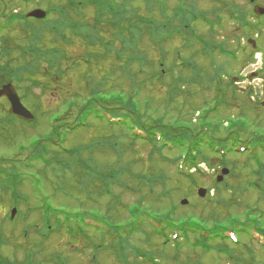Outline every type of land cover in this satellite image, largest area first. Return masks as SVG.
<instances>
[{
  "label": "trees",
  "instance_id": "16d2710c",
  "mask_svg": "<svg viewBox=\"0 0 264 264\" xmlns=\"http://www.w3.org/2000/svg\"><path fill=\"white\" fill-rule=\"evenodd\" d=\"M168 1L173 4L170 5ZM200 1L205 0H142L141 6L138 0H59V5L47 9L45 21L31 22L33 20L29 21L26 15L20 14H10L5 19L7 22L3 19L8 27L1 26L0 43L5 38V33L11 32L18 23V26L23 25L21 32L25 34L23 39L27 44H22L24 46L19 48L5 45L0 50V61L9 58L4 65H0V81L13 83L17 89L25 88L27 83L32 85L40 83L38 77H42L46 81L44 91H56L58 95L62 93L68 96L59 109L50 113L42 112L40 103L34 109L30 103H25L36 116L32 123L14 118L9 114L8 108L2 109L5 116L0 121V205L6 201L10 208L17 209L14 220L11 219L10 212L5 216L7 221L15 222V227L19 228V222L22 220L29 221L24 238L28 235L30 238L47 240L54 236L53 234L59 233L69 239V244L75 247L80 243L90 245L94 250V257L99 251L107 253L112 251L117 255L120 264H138L139 258H143L145 262L155 260L154 254H145L135 249L131 243L132 236L143 234L145 227L152 230L145 235L147 240L151 239V234H156L161 239L164 249L168 248L170 243H173V248H181L178 241L182 238L189 240L191 234L199 235L197 244L208 245L210 242L224 240L223 235L230 228H239L240 232L245 233L252 225L253 229L264 236V222L260 220L264 219V211L259 209L260 204L264 202V168L261 165H258L259 171L255 172L246 184L231 188L227 179L220 185L215 182L216 198L209 199L211 202L208 205L209 209L205 205L198 209L196 205L190 204L191 210L185 211L184 208L173 206L168 201L172 196L171 190L163 189L159 194L154 193L156 185L165 186L168 180L161 169L155 168L156 163L152 155L156 150L160 153L162 162L166 160L165 153H172V149L180 150L181 154L174 162L181 161L184 167L176 169L177 176L197 184V177L205 175L199 169V163L205 162L213 168L214 161H219L220 164L226 161L238 143L235 135L240 138V133L230 136V132L235 128L242 131L247 128L245 121H237L242 124L232 122V125L225 128L229 135L222 137L219 135L222 122L214 125L212 121L207 120L211 116V111H206L207 116L203 115L199 120L200 124L197 125L179 119L178 117L182 118L181 111L177 112V117L168 120L171 114L160 116L159 109L153 107L155 99L144 94L145 84L139 82L137 75L133 74V69H127L136 65L139 77L145 78L146 73L151 71L155 76L147 86L154 88L162 82L163 89L171 86L165 83L167 77L165 73H169L170 81H175L174 71L178 70L179 75L177 82L175 81L179 89L177 92L181 90V93H187L189 96L186 98L191 100L196 98L194 88L200 87L198 85H202L204 79L209 78L205 82L208 87L220 85L222 75L215 72V78L212 73H207L206 69L196 64L197 58L199 57L201 61L209 57L215 58L217 54L232 59L239 57L236 52L225 47L226 43L218 44L212 41L211 37L216 36L215 28H221L222 18L219 16L212 18L209 14L199 11L197 4ZM207 2L211 5L220 3L219 0ZM224 5L229 9L230 20L246 31V37H252L247 35V31L258 36L260 31H263V21L257 23L249 21L247 10L237 6L235 0ZM230 5L234 6L230 8ZM89 10L94 13L92 23L86 20ZM217 11L214 13L218 14ZM197 23L205 26L207 29L205 34H197L195 27ZM49 36L52 39L50 44H47L44 41L46 38V41H49ZM176 39L183 44L180 48L182 53L194 45L200 48L193 52V59L196 56L194 60L187 61L178 55L177 58L183 59L184 66L178 68L175 64L165 71L162 64L164 55L163 51H160L162 54L158 62L152 64L148 62L147 52L162 50L166 44ZM73 51L80 52L78 59H68V53ZM17 52L19 53L16 54ZM258 52L263 55L264 69V50ZM14 54L15 59L11 57ZM255 54L253 51L251 56ZM108 57L110 61H106ZM66 59L72 62L70 71L63 68L62 61ZM16 60L22 62L15 66L13 63ZM79 60L81 62L77 65ZM123 61L126 62V66L122 65ZM82 63L88 67L87 72L82 70L81 73ZM89 65H94L96 71L90 70ZM55 69L56 73L52 76ZM64 72H67V78L70 72L83 75L79 79H67L63 77ZM185 72L192 74L190 79L184 77ZM262 76L264 77V74ZM67 82L68 89H61L59 92V84L63 88ZM126 84L130 86L128 90L124 87ZM17 91L20 94L18 89ZM171 91L168 92L170 101L178 97L175 88L172 87ZM82 94L85 95L82 97ZM27 95L29 97V94ZM20 96L23 99V96ZM216 102L223 104L219 99ZM6 106L8 107L7 103ZM41 121H46V128L42 131L39 130L42 127ZM15 124L21 126V131L15 130L18 128ZM91 130H97L92 136L94 138L82 145L71 139L80 131ZM16 138L20 140L16 141ZM249 143L254 150L264 152V135L252 134ZM138 144L151 146L148 161L143 160L145 163L140 169L135 167L136 158L128 160L129 154L136 153L135 146H139ZM10 151L9 155L2 154ZM206 151L211 153L212 157L208 156ZM221 151L226 153L221 154ZM248 158V161L254 164L259 161L257 155H249ZM227 163L228 160L222 166H226ZM192 168L196 169L195 173H191ZM48 169L59 174V194L67 196L66 189L72 190L73 194L69 195L78 197L80 210L57 207L52 200L55 199L53 196L46 197L42 193L41 186L43 187L45 183ZM157 172L160 174L156 175ZM231 176L232 173L229 174V177ZM46 183L51 184L53 189L51 181L47 180ZM25 185L29 189L27 193L23 192ZM142 187L153 193L149 199L138 196ZM118 188L121 191L120 196L116 195L114 190ZM228 189L231 191L233 201L226 203L222 200L221 193H227ZM77 190L86 201L79 197ZM249 192L259 195L252 206L236 203L239 202L236 197L238 194L242 196ZM127 193L137 195L138 198L136 203L127 206L128 216L119 218L120 207H123ZM99 202H105L104 215L92 211L93 206L98 207L96 205H99ZM112 204L116 205L112 207ZM220 206L231 211H241L242 213H238L242 216L223 217L230 221L228 228L224 220L216 218L215 214H219L217 208ZM107 207L113 214L109 212L110 210L107 211ZM42 209L43 223L31 224L30 214ZM196 215L197 219L194 218ZM20 216L22 218L17 224ZM113 216H116L115 219ZM207 219L214 220L211 226H208ZM97 233L100 234L98 237L95 236ZM93 239H98L97 244ZM9 244L5 228L0 225V252ZM105 245L112 247L104 248ZM20 247L16 245V252L20 251ZM79 250L83 253L82 249ZM24 253L26 258L24 264H36L34 262L39 254L37 249L27 248ZM132 254L136 258L130 262L129 257ZM162 255L167 257L164 252ZM233 259L235 261L237 257L234 256ZM0 264L22 262L17 259L9 260L0 254Z\"/></svg>",
  "mask_w": 264,
  "mask_h": 264
},
{
  "label": "rangeland",
  "instance_id": "374dc122",
  "mask_svg": "<svg viewBox=\"0 0 264 264\" xmlns=\"http://www.w3.org/2000/svg\"><path fill=\"white\" fill-rule=\"evenodd\" d=\"M6 2L7 7H9V14H20V16L26 15L28 12L32 11L33 9L39 8L43 11L47 10L49 7H52L54 5H59V0H33V2H30L29 4H22L19 0H2ZM200 1L197 4V9L199 11L204 12V14H209L212 18H215L216 16L223 15L224 18V25L219 30L217 35L215 37H211L212 41L215 43H226L225 47L229 48L230 50H233L236 52V55H238V59H232L229 56L222 55L220 56L217 54L215 58H207L205 60H201L197 58L196 64L203 68L204 70H207V73H212L213 77L216 78L215 72H219L221 77V83L220 85H216L214 87L207 85L205 83L209 80V78L204 79L205 77H202L204 79V82L202 85H198L200 87H195L194 92L196 93V98L188 99L186 98L189 96L187 93H181V90L177 92L179 89L177 88V85L175 84L177 82V78L179 75V71H174V80L176 81H170V75L169 73L166 74V81L165 83L171 84V86H167L165 89H163L164 84L162 82L161 85L155 86L154 88L148 87L147 85L150 84V80H152V77L155 76L154 73L151 71L146 70L147 78L145 77H139L138 70L136 69V65L133 66V68H127V69H133V74L137 75V78L139 79V82L145 84L143 85L145 95L152 96L155 100H153L155 103L153 104V107H157L160 112V116L163 114H171L169 115L168 120H172L173 117H177V112L181 111L182 118L178 117L179 119H182L186 122L191 121L193 125H197L200 120V116L204 115V110H207L210 112L211 116L208 117V121H212V123L220 124L222 122V126H220V133L219 135L222 137H226L229 135L226 133L225 128L232 125L231 123H238L237 121H245L246 129L244 131L236 129L233 132H230V136H233L234 134L241 133V136L243 139L252 138V134H261L264 135V77L262 74H264V69L262 68V61H263V55L261 53L255 54V56H251L252 52L254 51L252 48L249 47L247 43L246 37V31L241 26H238L237 23L230 20V12L229 9L224 5L225 3H230L231 0H219L220 3H214L213 5L210 4V2ZM58 2V3H57ZM65 2V1H64ZM139 4L143 6L142 0H138ZM57 3V4H55ZM170 5L173 4V2H169ZM235 3L237 6L241 7L243 10H247L246 13L251 14L253 13V10L256 6L262 5L264 6V2L261 0H235ZM63 4V3H62ZM234 5H230V8ZM5 8V7H4ZM143 8V7H142ZM3 7H0V10H2ZM6 9V8H5ZM8 9V8H7ZM144 10V8H143ZM213 10H218V14L214 13ZM145 13V11L143 12ZM171 14V12H170ZM217 14V15H216ZM94 13L90 10L87 12V22H93ZM222 18V19H223ZM251 18V16H250ZM53 19V15L50 16V20ZM19 20V19H18ZM253 23H256V19L252 21ZM3 21L0 19V27L3 25ZM264 24V20H263ZM16 27H14L11 32L5 33V38L0 43V50L5 47V45L10 47H20L24 46L22 44H27L26 40H24L25 34L21 32V29L23 28V25H19L16 23ZM196 31L197 34H205L207 32V29L202 23L196 24ZM245 32V33H244ZM247 35H251L252 37L249 39H252L256 42V47L264 50V25H263V31H260L259 37H257V34H253V32H248ZM258 39H256V38ZM47 39V38H46ZM45 41L47 44H50L51 36H49V41ZM181 47H183V44L179 40L171 41L168 44H166L165 48H162V50H157L156 52H147V55L149 56L148 62L150 64L155 63L159 61L162 52L164 55V62L163 68L165 71H168L169 68L176 66L178 68H181L184 66V60L191 61L193 59V52L196 50H199L198 46L194 45L190 50H183V53L181 51ZM17 52L16 54H18ZM79 53V54H78ZM11 56L13 59H15V55ZM4 57H7L4 53H2ZM68 59H78L80 57L79 51H73L72 53H68ZM177 55L182 57L183 59L177 58ZM251 56V57H250ZM75 57V58H74ZM113 57V56H112ZM196 56H194L195 59ZM253 57V58H252ZM111 58V57H110ZM203 59V57H200ZM0 61V65H4L6 60ZM68 59L62 61L63 68L71 70L72 62L68 61ZM193 59V60H194ZM109 57L106 61H110ZM113 60L115 61L114 57ZM22 62V60H16L13 65H19ZM81 61H78V64ZM95 62H93L94 64ZM85 65V66H84ZM123 66H126V62L123 61ZM91 66V65H89ZM247 66H252V72H256L258 74L257 78L254 80H251L249 76L241 79L238 83H234L231 78L232 77H241L243 75V71ZM88 67H86V64L82 63L81 66V73L82 70L87 72ZM90 70L92 69L93 72L96 71V67L93 65ZM147 69H149L147 67ZM67 71V72H68ZM67 72L63 74V77L67 78ZM89 72V71H88ZM56 73V69L53 70V75ZM77 74L74 72H70L68 78H74L79 79L83 74ZM160 73H162L160 71ZM164 73V72H163ZM164 74V76H165ZM51 76V77H52ZM192 74L189 72H185L184 77L185 78H191ZM196 76V74H195ZM54 78V77H53ZM51 78V79H53ZM67 78V79H68ZM145 78V79H144ZM40 80V83H35L32 85L31 83H27L25 88H17L20 91V95L23 96V99L25 100L24 103H30L31 106H33V109L35 106H37L38 103H40V106H42V112L47 111L46 113H50L54 111L55 109H59L61 104L68 98V96H64L62 93L57 94L56 91H44V86L46 85V81L42 77H38ZM172 80V77H171ZM217 80V79H216ZM218 82V80H217ZM10 84L9 82H2L0 81V88L4 85ZM13 84V83H11ZM14 85V84H13ZM166 85V84H165ZM181 85H183L181 83ZM141 84L139 85V87ZM175 86V87H174ZM258 86L261 89L262 97L257 99L255 96V88ZM24 87V86H23ZM69 82L66 83L63 88H61V84H59V92L61 89H68ZM126 90L129 89V85L124 86ZM175 88V92L178 94V97H175L172 101L171 98L168 97V92L171 91V88ZM208 87V88H207ZM146 89V90H145ZM238 89V90H237ZM243 89V90H242ZM86 90H84L85 92ZM147 91V92H146ZM26 92V93H25ZM174 92V91H171ZM88 91L85 93L87 94ZM29 94V97L28 95ZM85 94H82L83 97ZM72 96V95H71ZM219 99L223 102L217 103L216 100ZM208 104L211 105V107H208ZM3 108H8L6 106L5 99H0V121L4 119V113L2 111ZM204 108L202 111L199 112L200 109ZM37 111L38 109L35 108ZM173 111H175L173 113ZM200 113V115H199ZM207 113H205L204 116ZM41 111L38 112V116L40 117ZM229 118V122L228 119ZM46 122V121H45ZM44 121H41V128H39L40 131L44 130L46 128V123ZM233 123V124H234ZM200 124V123H199ZM1 125V124H0ZM199 126V125H198ZM4 127H8L7 125H4ZM4 127H1L4 129ZM16 131H21L20 125L15 124ZM238 127V125H237ZM9 128V127H8ZM26 129V128H25ZM200 130V129H198ZM110 132L109 130H107ZM106 131V132H107ZM115 131V130H114ZM28 132H31V129L28 130ZM97 130L93 131H80L78 135H74L71 139L74 140V142L79 143L82 145L85 141H89ZM118 132V131H116ZM244 132V133H243ZM243 133V134H242ZM218 135V136H219ZM78 136V137H76ZM20 140V138H16V141ZM139 145V144H138ZM245 145V144H242ZM246 146V145H245ZM249 146V145H247ZM250 147V146H249ZM136 153L135 154H129L128 160L137 159L135 167L140 169L144 165V161H148L150 149L151 146H135ZM253 149L252 147H250ZM11 153H5L2 154L9 155ZM208 153V152H206ZM259 153L260 157L263 158V162L261 163V167L264 168V154L261 152ZM179 153H165L163 162L160 159V153L156 150V153L152 155V159L156 163L155 168L161 169L162 173L168 177V180L166 182L165 186H155L154 193L159 194L163 189H169L172 191V196L168 199L170 203L173 204V206H179L184 208L185 211H190L192 204L197 206L198 209L203 207L205 205L206 208L209 209V199H215V182L216 178L221 176V172L224 169H228L230 173H232L233 176L231 177H225L227 179V183L230 185V187H236L239 184H246L248 180H251L252 175L255 174V172L259 171L260 167H256L252 162L248 161V154H238L235 155L234 153L230 155L226 161L228 160V163L225 167H223V163L226 161H223L221 164L219 161H214L213 168H210L209 165L205 162L199 163V168L204 172L203 176L197 177V184L196 182H190L188 180L180 179L177 176V165L174 162V157H176ZM1 155V152H0ZM208 156H212L208 153ZM8 157V156H7ZM210 163V162H209ZM222 166V167H221ZM51 168V167H48ZM188 168V166H187ZM195 168H192V172H194ZM196 172V170H195ZM160 174V172H157L156 175ZM45 183L43 184L42 193L46 197L53 196L55 199H52L54 204L57 205V207H64L67 209L72 210H80V204L77 202L79 201L77 196H71L69 194H73L72 190L66 189L65 194L67 196H63L62 193L59 194V174H55L54 171H51V169H48V174H45ZM224 179V182H225ZM49 180L52 182L51 184H47L46 181ZM133 183V182H132ZM217 183V182H216ZM196 184V185H195ZM218 184V183H217ZM41 185V184H40ZM195 185V186H194ZM220 185V184H218ZM27 185L24 186L23 192H28L29 189H27ZM68 188L67 186H65ZM200 189H205L206 193L203 198L199 196ZM116 195L120 196V189H114ZM79 197L82 200H85L81 193L77 190ZM152 192V191H151ZM222 194V200L229 202L230 200L233 201L231 196L230 189L227 190V193L223 192ZM153 193H150L149 191L145 190L144 187L141 188V191L139 192L138 196H141V198L144 196L146 199H149ZM58 196V197H56ZM125 202L123 204V207H120V214L119 218L123 216H128L127 214V206L130 204H134L137 201V195H132L130 193H127ZM239 199V202H236L237 204L243 205H249L252 206V203H255L257 200V197L259 198V195L253 194V193H246V195L240 196L238 194L236 196ZM97 200V199H96ZM99 200V199H98ZM184 200L188 201V204H184ZM221 200V199H220ZM86 201V200H85ZM101 202V201H100ZM99 202V203H100ZM248 202V203H247ZM251 202V203H250ZM4 204L0 205V225H2L5 228L7 238L10 241V244L8 247H4L1 249L0 254L3 257H6L9 260H15L17 259L19 262H22V264L25 263V253L24 250L27 248H34L37 249L39 254L37 255L35 262L36 264H59L58 261H52L51 258H56L59 256L66 257V261L68 264H120L117 260V255L114 254L112 251H109V253L104 252H97V256H93V249L88 246L87 244H78L75 247L74 245L69 244L70 240L65 238L63 234L57 233L54 236L46 239H40L38 237L30 238L27 235V238H24V231L27 228V224L29 221L22 220L19 222V220L22 218L20 216L17 220L20 223L19 228L15 227V222L11 223L9 220L7 221V218L5 217L7 214H9L10 210L13 208L9 207V204L5 201ZM81 203V202H80ZM235 203V202H234ZM191 204V205H190ZM116 204H112V207ZM100 207L93 206L92 211L93 213H99L101 215L105 214V202L100 203L99 205H96ZM239 208V207H238ZM242 209V207L240 208ZM259 209L264 211V202L263 204H260ZM110 208L107 207V211H109ZM109 212H112L110 210ZM242 213L241 211H238ZM237 211H231L230 209H225L224 207L220 206L217 208V213L215 214L217 220H224V224L230 228L229 222L225 219L229 216H236L241 217L240 213ZM30 223H41V217L40 215H30ZM117 216V215H116ZM116 216H113L115 219ZM226 218H223L225 217ZM198 215H196L194 218L197 219ZM254 216H251L253 218ZM262 222H264V219H260ZM214 220L208 221V226H211ZM243 221V220H242ZM246 221V218L244 219V222ZM16 224V225H17ZM15 229H12L14 228ZM13 230V231H12ZM33 230V229H32ZM143 234L134 235L131 239L132 246L142 251L145 254L150 253L155 255V260H149V261H143V258L137 259L138 264H264V241L262 240H255L254 234L252 230H248L245 233H242L239 231V228H233L229 229L232 231L240 243L236 245L233 240L226 239L225 242H212L208 244L207 246H195L196 236L193 238L191 237V242L184 241L182 239L181 241V248H173V243L169 244L168 248H163L162 243L160 242L161 239L156 234H151V239L147 240L146 234L151 233V229L148 227H145L143 229ZM100 234L97 233L95 236H99ZM35 236V235H33ZM91 236V235H90ZM37 238V239H34ZM34 239V240H33ZM263 239V238H260ZM81 241V240H79ZM95 241V244H97L98 239H93ZM78 242V241H77ZM16 245H20L19 248L20 251L16 252ZM107 247V246H105ZM79 249L83 250V253ZM178 250V251H177ZM223 251H233V255L237 257V260L232 262L226 253ZM162 252L165 253L167 256L166 258L162 255ZM15 253V255H14ZM15 258H13L14 256ZM130 262L134 261V255L132 254L130 257ZM59 262L63 264L65 262V259H59ZM152 262V263H151Z\"/></svg>",
  "mask_w": 264,
  "mask_h": 264
},
{
  "label": "water",
  "instance_id": "95a60500",
  "mask_svg": "<svg viewBox=\"0 0 264 264\" xmlns=\"http://www.w3.org/2000/svg\"><path fill=\"white\" fill-rule=\"evenodd\" d=\"M256 13L257 15H264V8L258 6L256 8ZM46 14L43 11H35L32 12L29 17H35L37 19H43L45 18ZM250 44H252L254 46V48L256 47L255 42H253L252 40L249 41ZM251 70V68H247L245 73L249 72ZM257 74L252 75L250 78H254L256 77ZM257 91V96H260V89L256 88ZM0 97H6L10 103V113L20 119H23L27 122H31L34 120V116L32 115L31 112H29L21 103L20 98L17 94V92L15 91V89L13 88V86L11 84L4 86L1 90H0ZM224 175H227V171H223ZM222 178H219V181H221ZM206 193V190L201 189L199 191V196L200 197H204ZM184 204L187 203V201L183 202Z\"/></svg>",
  "mask_w": 264,
  "mask_h": 264
},
{
  "label": "bare ground",
  "instance_id": "6f19581e",
  "mask_svg": "<svg viewBox=\"0 0 264 264\" xmlns=\"http://www.w3.org/2000/svg\"><path fill=\"white\" fill-rule=\"evenodd\" d=\"M214 156V155H213ZM212 157V156H211Z\"/></svg>",
  "mask_w": 264,
  "mask_h": 264
}]
</instances>
